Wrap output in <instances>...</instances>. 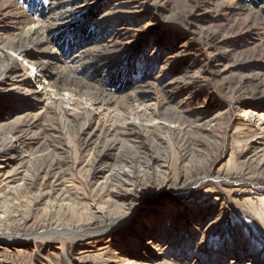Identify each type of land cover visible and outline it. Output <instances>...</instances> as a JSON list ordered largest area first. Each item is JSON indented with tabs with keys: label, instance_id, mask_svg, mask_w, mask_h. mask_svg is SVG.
Here are the masks:
<instances>
[{
	"label": "rangeland",
	"instance_id": "374dc122",
	"mask_svg": "<svg viewBox=\"0 0 264 264\" xmlns=\"http://www.w3.org/2000/svg\"><path fill=\"white\" fill-rule=\"evenodd\" d=\"M0 153V264H264V0H0Z\"/></svg>",
	"mask_w": 264,
	"mask_h": 264
},
{
	"label": "bare ground",
	"instance_id": "6f19581e",
	"mask_svg": "<svg viewBox=\"0 0 264 264\" xmlns=\"http://www.w3.org/2000/svg\"><path fill=\"white\" fill-rule=\"evenodd\" d=\"M37 28H31L29 31H28V33H27V39H29V38H35L34 36L37 34ZM37 36V35H36ZM32 41V40H31ZM14 52L17 54V55H21V56H23L24 54H26L27 52H28V49L25 47V48H22V47H19V48H16V49H14ZM8 53L7 52H5L3 55H7ZM11 60V59H10ZM47 64H49V62L48 63H42L41 64V66H42V68H44L45 70L44 71H47V68H48V65ZM41 68V67H40ZM39 68V69H40ZM13 70V68L11 67V65H7L6 67H4L3 69H2V75H7L8 73H10L11 71ZM49 74H52V72L51 71H47ZM13 153V152H12ZM1 154V153H0ZM3 154V153H2ZM2 156V155H1ZM133 180V179H132ZM59 231V230H58ZM41 233V232H40ZM51 233H55V232H52V231H49V232H45L44 234H46L47 236L49 235L50 236V234ZM57 235H58V232L56 233ZM55 234V235H56ZM43 235V234H42ZM52 235V234H51ZM44 236V235H43ZM42 237V236H41ZM36 238V237H35ZM28 241V240H27ZM62 242V241H61ZM61 242H60V244H61ZM154 262V261H153Z\"/></svg>",
	"mask_w": 264,
	"mask_h": 264
},
{
	"label": "trees",
	"instance_id": "16d2710c",
	"mask_svg": "<svg viewBox=\"0 0 264 264\" xmlns=\"http://www.w3.org/2000/svg\"><path fill=\"white\" fill-rule=\"evenodd\" d=\"M84 30H86V29H84ZM87 35V33H85V35H84V31H80L77 35H76V38L73 40V42H71V44L69 45V46H67V48H66V50L65 51H67V50H71V51H75V50H78V49H81L82 48V45H83V43H80V41L82 40V41H85V38H87L88 36H86ZM84 36H86L85 38H84ZM63 37V34L62 35H60V38H62ZM90 37V36H89ZM91 38V37H90ZM56 43V41L54 42V44ZM59 45V44H58ZM61 45V44H60ZM59 45V46H60ZM66 45V44H65ZM58 46V47H59ZM65 47V46H64ZM60 49H62L63 50V47H62V45L60 46Z\"/></svg>",
	"mask_w": 264,
	"mask_h": 264
}]
</instances>
